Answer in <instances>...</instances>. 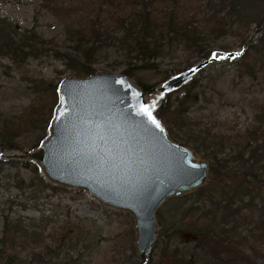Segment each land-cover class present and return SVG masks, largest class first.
Returning a JSON list of instances; mask_svg holds the SVG:
<instances>
[{
	"label": "trees",
	"instance_id": "obj_1",
	"mask_svg": "<svg viewBox=\"0 0 264 264\" xmlns=\"http://www.w3.org/2000/svg\"><path fill=\"white\" fill-rule=\"evenodd\" d=\"M264 0H43V6L65 25L66 36L72 43V48L81 56L82 61L65 54H58L54 42L43 38L34 28L21 29L10 19L0 16V57L11 59L16 64H23L28 58H37L52 46L54 54L61 58L65 65L78 76L94 72L92 62L97 51L116 43L125 51L130 61L138 58L147 63V67L156 68L151 60L162 56L166 49L182 44L191 49L194 54L208 58L205 50L207 42L226 35L240 37L244 42L250 32L251 22L256 27L264 24ZM259 47L260 54L252 56L248 62V50L242 54V65L245 73L256 77L255 65L264 73V30L260 35V43L251 44L250 48ZM128 61V64L130 63ZM132 76L131 66L123 71ZM167 78L164 74L162 81ZM38 86H35V85ZM136 84L145 92L153 90L154 85L136 80ZM35 93L45 91L48 99L35 100L20 113L14 116L0 114V151H22L38 146L48 133V124L57 104V83L43 79L34 80ZM192 81L180 90L171 92L161 101L155 111L158 120L168 128L182 127L187 107L185 104L195 97ZM181 92V97L173 99V95ZM254 122L243 139L236 140L239 150L235 156L216 158L226 146L216 142V138L208 140V136L198 134L192 146L198 150H207L210 181L220 180V189L198 188L186 196L172 197L167 202L181 203L193 194L197 199H208L209 207L189 205L184 208L179 218L181 224L167 232L165 218L158 211L160 231L155 247L161 237L166 238L162 254L166 261L161 264H256L258 258L264 259V200L257 209L253 199L264 189V149L255 146L259 136L258 131L264 128V101L254 106ZM170 134V130L168 131ZM33 133L28 140L27 135ZM255 146V147H254ZM241 148V149H240ZM244 153L248 157L244 160ZM239 164L238 169H248L246 177H237V171L232 170L228 163ZM5 164L21 165L32 172L29 183L21 182L22 186L33 191L61 190V187L49 184L41 175L39 168L32 161L0 160V170ZM242 167H241V166ZM239 171V170H238ZM219 173L231 175V182L221 179ZM244 196H249L244 201ZM62 223L63 230L57 236L55 230L47 236L42 235L43 219H27L20 216L2 218V235L0 237V264H70V257L51 262L50 258L59 255L63 246L74 249L84 240L81 225ZM246 231L243 234V230ZM54 229L56 227L54 226ZM190 232L192 245L187 251L169 249L172 236H184ZM84 234V235H83ZM134 232L127 229V257L113 259L114 264H136L132 241ZM88 236V235H87ZM53 245V248H52ZM161 248V246H159ZM28 251L29 260H23L22 252ZM166 251V252H165ZM187 257V258H186ZM149 258L141 264H150Z\"/></svg>",
	"mask_w": 264,
	"mask_h": 264
},
{
	"label": "rangeland",
	"instance_id": "obj_2",
	"mask_svg": "<svg viewBox=\"0 0 264 264\" xmlns=\"http://www.w3.org/2000/svg\"><path fill=\"white\" fill-rule=\"evenodd\" d=\"M0 16L7 17L21 29L34 28L43 38L54 42V49L58 54H65L77 61H82L79 53L71 47L72 43L66 36L64 22L43 6V0H0ZM263 30L264 24L256 27V22H251L248 38L257 32L251 42L246 45L248 62L251 61L252 56L256 57L260 54L259 47L250 48V45L260 43V35ZM248 38L242 42L240 37L226 35L207 42L205 50L209 52L208 58L212 57L213 60L196 72L191 80L194 83L195 97L185 104L187 110L184 115L179 117L180 121L184 120L183 126L168 128L163 123L168 131L170 130L171 138L192 147L193 144H196L195 139L198 138V134H206L208 140L216 138V142H222L226 146L222 153L216 155L218 160L223 157L231 160L237 154L239 150L235 144L237 138L243 139L246 130L254 123L255 104L264 101V73L259 67V62L254 67L256 77H253L245 73V66L242 65L244 63L242 61L243 53L234 58L225 57L228 52L240 51ZM47 46L50 50L52 49L51 45ZM50 50L37 58H28L23 64H16L9 58L0 57L1 115L14 116L33 101L40 100L41 95L44 100L48 99V94H45V91L34 92L32 87L34 80L43 79L58 83L65 77L76 75L58 57V54H54V50ZM219 56L223 58L216 59ZM208 58L194 54L191 49L185 48L182 44L175 45L166 49L162 56L149 62L156 64L154 69L147 67V63L138 58H132L129 61L125 51L116 43H111L96 52L92 68L94 72L123 73L130 65L132 72L130 79L135 84L136 80H140L156 86L162 82L164 74L167 73L168 78ZM179 97H181V92L175 93L172 98ZM32 134L29 133L26 140ZM255 146L264 149V130L259 135ZM28 150L31 149L26 147L22 151ZM202 150L205 152L203 148ZM17 151L11 150L2 153L12 155ZM247 157L248 153H244V158ZM7 160L26 161L13 157H9ZM228 166L237 171V177H246L248 174V169H238L239 164L233 160L228 163ZM219 176L228 182L234 180L231 175L219 173ZM31 177V170L21 165L5 164L0 170V237L4 215L9 218L20 216L25 221L27 219H43L41 226L43 236H47L53 230L56 232L54 234L59 236L63 232L59 226L64 222H69V225H81V229L87 232L88 236L83 234L84 240L79 242L74 249L69 250L66 245L63 246L57 258H50L51 262H59L70 257V264H114L113 259L127 257L129 253L127 229L129 227L132 228L135 237L133 219L130 214L102 206L81 190L55 185L61 187V190L55 192L49 189L33 191L31 188L22 186L21 182L29 183ZM222 183L219 179H211L205 189L208 187L220 189ZM243 200L248 201L249 196H244ZM263 200L264 189L252 200L255 208L259 209ZM209 203L208 199H197V196L193 194L181 203L165 202L158 211L165 218L166 231L169 232L176 225L181 224L179 218L182 216L184 208L189 205L207 208ZM242 230L244 234L246 227ZM191 237L190 232H186L184 236L175 234L169 240L170 242H167L170 246L169 249L176 248L181 253H188L187 251L192 245ZM131 243L134 262L141 264L136 256L134 238ZM165 243L166 238L161 237L157 247L155 244L153 245L149 256L150 264L166 262L162 254ZM162 246L164 247L162 248ZM21 255L23 260L30 259L28 251L22 252ZM160 261L162 262L159 263ZM256 264H264V259L258 258Z\"/></svg>",
	"mask_w": 264,
	"mask_h": 264
},
{
	"label": "water",
	"instance_id": "obj_3",
	"mask_svg": "<svg viewBox=\"0 0 264 264\" xmlns=\"http://www.w3.org/2000/svg\"><path fill=\"white\" fill-rule=\"evenodd\" d=\"M254 35L240 51L228 52L225 57L240 56ZM212 60L210 57L169 76L149 93L125 73L98 71L65 77L57 83L58 101L40 144L12 155L1 152L0 160L32 161L47 182L84 191L100 205L130 214L136 256L144 263L158 239V209L169 198L186 196L210 183L208 160L197 149L171 138L154 110L167 94L180 90ZM143 106L149 108L163 132L145 115ZM101 121L110 122V138L106 143L97 139L96 152L110 148L119 158L117 162L122 160L131 169L127 181L89 166L92 142L81 133L86 122Z\"/></svg>",
	"mask_w": 264,
	"mask_h": 264
},
{
	"label": "snow or ice",
	"instance_id": "obj_4",
	"mask_svg": "<svg viewBox=\"0 0 264 264\" xmlns=\"http://www.w3.org/2000/svg\"><path fill=\"white\" fill-rule=\"evenodd\" d=\"M213 56L215 57V53L213 54ZM143 111L145 115L149 119H151L155 127L163 132V128L152 115L149 108L147 106H143ZM86 123L88 124V126H86L82 130L81 134H83L88 140L92 142V152L89 154L88 158L89 166L109 171L113 178L116 180H120L122 182L127 181L130 178L128 173L131 172V169L128 168V166L125 165L122 160H120V162H117L119 158L112 152L110 148L107 150L102 149L99 153L96 152V148L99 147V145L96 144V140L98 139L102 143H106V138H110V122L101 121L100 123L96 124H91L90 122ZM144 131L148 132L149 130L144 129ZM115 143L116 141L113 140V144Z\"/></svg>",
	"mask_w": 264,
	"mask_h": 264
},
{
	"label": "flooded vegetation",
	"instance_id": "obj_5",
	"mask_svg": "<svg viewBox=\"0 0 264 264\" xmlns=\"http://www.w3.org/2000/svg\"><path fill=\"white\" fill-rule=\"evenodd\" d=\"M254 120H255V119H254ZM254 123H255V122H254ZM263 130H264V128H263ZM257 134H259V135H260V134H262V132L258 131V132H257ZM243 137H244V136H243ZM258 138H259V136H258ZM258 138H257V139H258ZM256 141H257V140H256ZM257 147H258V146H257ZM192 148H195V147H194V146H192ZM195 149H197V148H195ZM197 150H198V149H197ZM198 151H199L201 154H203L202 156H204V155H205V153L203 152V150L199 149ZM204 157H205V156H204ZM205 158H206V157H205ZM242 158H243L244 160H246V159H247V158H244V156H243ZM206 159L208 160V158H206ZM208 162H209V160H208ZM209 165H210V162H209Z\"/></svg>",
	"mask_w": 264,
	"mask_h": 264
}]
</instances>
